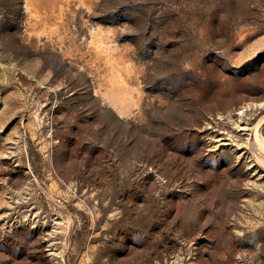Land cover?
<instances>
[{
	"label": "rangeland",
	"instance_id": "obj_1",
	"mask_svg": "<svg viewBox=\"0 0 264 264\" xmlns=\"http://www.w3.org/2000/svg\"><path fill=\"white\" fill-rule=\"evenodd\" d=\"M0 264H264V0H0Z\"/></svg>",
	"mask_w": 264,
	"mask_h": 264
},
{
	"label": "bare ground",
	"instance_id": "obj_2",
	"mask_svg": "<svg viewBox=\"0 0 264 264\" xmlns=\"http://www.w3.org/2000/svg\"><path fill=\"white\" fill-rule=\"evenodd\" d=\"M256 133V132H255ZM257 135V134H256ZM259 143V142H258Z\"/></svg>",
	"mask_w": 264,
	"mask_h": 264
}]
</instances>
